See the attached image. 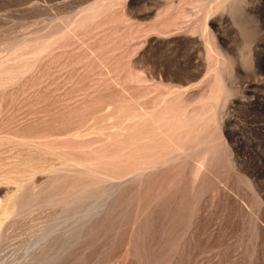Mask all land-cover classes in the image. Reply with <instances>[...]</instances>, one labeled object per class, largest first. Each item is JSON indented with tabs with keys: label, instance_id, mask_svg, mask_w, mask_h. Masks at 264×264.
Here are the masks:
<instances>
[{
	"label": "rangeland",
	"instance_id": "1",
	"mask_svg": "<svg viewBox=\"0 0 264 264\" xmlns=\"http://www.w3.org/2000/svg\"><path fill=\"white\" fill-rule=\"evenodd\" d=\"M0 264H264V0H0Z\"/></svg>",
	"mask_w": 264,
	"mask_h": 264
}]
</instances>
